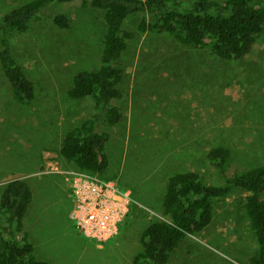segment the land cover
<instances>
[{
	"label": "rangeland",
	"instance_id": "rangeland-1",
	"mask_svg": "<svg viewBox=\"0 0 264 264\" xmlns=\"http://www.w3.org/2000/svg\"><path fill=\"white\" fill-rule=\"evenodd\" d=\"M30 1L0 0V18ZM58 13L70 16V29L57 27ZM104 15L78 3L54 5L30 32L12 35L13 54L35 85L29 104L16 101L0 66V196L13 180L31 184L28 227L38 258L52 264H133L145 228L169 221L163 202L171 176L194 171L208 185H223L226 176L264 164V33L248 56L230 61L167 34L138 33L120 62L123 119L103 127L109 167L92 174L129 191L132 206L109 242L85 239L71 218L69 180L81 170L60 150L66 133L93 112L92 101L68 92L78 73L99 67ZM143 18H131L127 29L137 32ZM215 147L231 151L225 175L207 158ZM247 196L234 189L216 200L212 223L187 236L168 264H253L258 247L244 217Z\"/></svg>",
	"mask_w": 264,
	"mask_h": 264
},
{
	"label": "trees",
	"instance_id": "trees-1",
	"mask_svg": "<svg viewBox=\"0 0 264 264\" xmlns=\"http://www.w3.org/2000/svg\"><path fill=\"white\" fill-rule=\"evenodd\" d=\"M80 4L105 12L102 54L97 70L78 73L68 95L73 100L92 101L93 112L81 125L68 131L61 156L81 171L103 175L109 167L106 145L113 128L123 119L118 101L125 72L120 67L129 41L138 33L173 37L178 43L209 50L222 60L248 56L264 33V0H32L0 18V66L12 86L16 101L35 100L34 82L13 54L12 35H24L45 17L54 5ZM144 18L137 32L127 22ZM54 22L70 29V16L58 13ZM210 164L225 175L232 154L229 148L215 147L207 155ZM234 189L248 193L242 204L244 217L254 234L258 251L253 264H264V164L232 177L223 185H208L194 171L177 173L167 181L163 209L169 221L153 222L141 235V251L133 264H168L189 235L203 232L213 221L214 202ZM34 202L31 184L16 179L6 184L0 196V264H52L38 258L28 227Z\"/></svg>",
	"mask_w": 264,
	"mask_h": 264
},
{
	"label": "built area",
	"instance_id": "built-area-1",
	"mask_svg": "<svg viewBox=\"0 0 264 264\" xmlns=\"http://www.w3.org/2000/svg\"><path fill=\"white\" fill-rule=\"evenodd\" d=\"M69 181L74 200L71 218L85 239L106 244L118 234L130 212L131 193L84 171L73 172Z\"/></svg>",
	"mask_w": 264,
	"mask_h": 264
}]
</instances>
